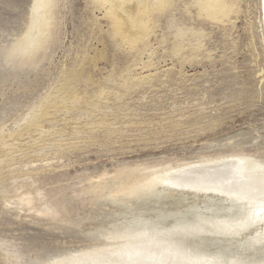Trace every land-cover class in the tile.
I'll return each mask as SVG.
<instances>
[{
	"label": "rangeland",
	"instance_id": "1",
	"mask_svg": "<svg viewBox=\"0 0 264 264\" xmlns=\"http://www.w3.org/2000/svg\"><path fill=\"white\" fill-rule=\"evenodd\" d=\"M188 3L168 0L165 12L148 18V35L129 47L103 5L56 0L44 47L32 60L18 61L5 50L20 41L35 3L0 0V138L7 143L0 147L1 243L24 252L26 260L35 253L55 256L90 247L93 242L81 232L99 223L73 224L115 208L97 205L82 190L111 181L120 169L145 167L149 174L237 154L264 160L258 0H236L238 13L224 24L195 18L196 8ZM179 23L201 34L177 42ZM62 83L77 96L64 97L63 107L54 106L37 121L39 129L18 137ZM39 188L60 207V219L25 212L17 217L5 209V202Z\"/></svg>",
	"mask_w": 264,
	"mask_h": 264
},
{
	"label": "bare ground",
	"instance_id": "2",
	"mask_svg": "<svg viewBox=\"0 0 264 264\" xmlns=\"http://www.w3.org/2000/svg\"><path fill=\"white\" fill-rule=\"evenodd\" d=\"M93 1L107 9L105 16L112 19L116 34L124 36V44L130 47L143 40L148 18L165 12L168 0ZM33 2L35 8L26 31L14 47L5 50L14 53L18 61L32 60L44 47L47 30L53 23L51 10L56 0ZM188 4L196 8L195 18L214 24L229 22L232 13L238 10L236 0H189ZM258 5V27L264 37V0H258ZM151 9L154 10L146 14ZM174 33L175 40L181 43L189 36L201 34L199 29L184 28L182 23L175 27ZM58 92L53 99L51 95L46 98L42 112L27 120L25 127L15 133L18 137L32 127L38 128L37 121L45 120L48 110L77 96L65 83ZM4 140L0 138V147L7 146ZM169 166L149 174L144 173L145 167L120 169L111 181L99 179L102 183H93L82 190L84 195L96 197V204L101 201L115 208L72 223L75 227L85 220L99 223L81 232L93 242L90 247L55 256L35 253L26 260L24 252L0 242V264H264V160L237 154L202 157L195 162ZM43 194L40 188L34 194L22 192L14 201L5 202V209H14L17 217L25 212L56 220L62 210ZM187 202L192 204L185 206ZM217 205L222 208L216 209Z\"/></svg>",
	"mask_w": 264,
	"mask_h": 264
}]
</instances>
